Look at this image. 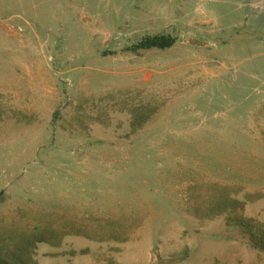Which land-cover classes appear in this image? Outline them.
<instances>
[{
  "label": "rangeland",
  "instance_id": "obj_1",
  "mask_svg": "<svg viewBox=\"0 0 264 264\" xmlns=\"http://www.w3.org/2000/svg\"><path fill=\"white\" fill-rule=\"evenodd\" d=\"M0 197V264H264V0H0Z\"/></svg>",
  "mask_w": 264,
  "mask_h": 264
},
{
  "label": "trees",
  "instance_id": "obj_2",
  "mask_svg": "<svg viewBox=\"0 0 264 264\" xmlns=\"http://www.w3.org/2000/svg\"><path fill=\"white\" fill-rule=\"evenodd\" d=\"M176 41L175 36L169 33L147 36L138 43L136 48H167ZM0 197V202H1ZM236 224L249 237L254 246L264 249V222L255 221L249 217L236 218Z\"/></svg>",
  "mask_w": 264,
  "mask_h": 264
},
{
  "label": "crops",
  "instance_id": "obj_3",
  "mask_svg": "<svg viewBox=\"0 0 264 264\" xmlns=\"http://www.w3.org/2000/svg\"><path fill=\"white\" fill-rule=\"evenodd\" d=\"M2 203H0V206H1Z\"/></svg>",
  "mask_w": 264,
  "mask_h": 264
}]
</instances>
